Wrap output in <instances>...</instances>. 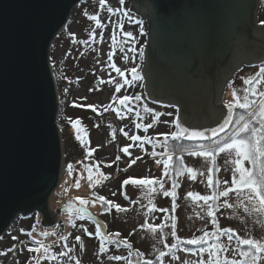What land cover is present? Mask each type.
I'll list each match as a JSON object with an SVG mask.
<instances>
[{
  "label": "water",
  "instance_id": "95a60500",
  "mask_svg": "<svg viewBox=\"0 0 264 264\" xmlns=\"http://www.w3.org/2000/svg\"><path fill=\"white\" fill-rule=\"evenodd\" d=\"M80 1L0 0V238L19 215L39 212L47 227L57 213H76L69 198L56 212L49 204L63 160L49 53ZM135 2L130 10L148 22L142 73L149 99L177 105L185 127H217L232 76L264 62L260 0Z\"/></svg>",
  "mask_w": 264,
  "mask_h": 264
},
{
  "label": "rangeland",
  "instance_id": "374dc122",
  "mask_svg": "<svg viewBox=\"0 0 264 264\" xmlns=\"http://www.w3.org/2000/svg\"><path fill=\"white\" fill-rule=\"evenodd\" d=\"M135 3V0H124L121 5L119 0H106V5L101 7L99 0H81L72 8L67 24L56 35L50 47L49 63L58 93L57 124L60 131L63 160L61 179L57 189L49 199V204L51 209L56 212L68 198L79 205L77 197L91 200L94 199L93 193L103 195L107 199L120 204L127 209L126 212L117 213L115 209L104 211L101 209L99 202L95 206L89 205L88 208L103 222L99 223L102 232H120L121 235L127 236L132 243L137 244L140 253L153 261V264H161L157 260V256L160 251H168V249L165 244L159 242V239L154 238L153 234L141 229L140 224L145 219L154 224H161L165 220L171 222V217L175 216L179 237L187 239L192 238L194 235L199 236L201 233L197 229L204 227L203 222L195 218L191 221L187 219L191 215V207L190 201L186 200L185 196L187 191L205 194L208 190L204 184L199 183V178L196 183H192L186 177L178 178L180 187L177 189V208L174 213L169 214L159 211L148 212L149 200L140 189H134L131 186L121 187L123 180L129 177L137 179L145 177L162 178L163 171V165L156 163V160L160 157L151 155L152 146L145 144L144 148L141 149L135 146L136 142L128 139V136L136 134L142 137H156L157 133L175 131L172 121L177 116L180 118L177 105H169L149 99L146 92L145 78L142 81L134 82L131 87L122 88L120 93L114 92V84L102 82L108 81L111 75L123 83V78L118 77L115 70L110 67L111 63H115L122 70L137 67L143 76L148 22L143 20L134 10H130ZM260 4L258 22L264 26V0H260ZM108 7L114 9L119 7L121 12H127L128 15L125 16L119 12L110 14L107 11ZM144 8H148L147 1L144 2ZM91 15H98L104 26L96 28L95 22L89 20ZM120 25H123V27L121 28ZM90 32H95V39L90 37ZM124 32L132 33V37L125 36ZM101 33H103V38L100 36ZM112 36H115V40L111 39ZM120 49L125 51H120ZM129 49H136V51L133 52ZM141 49L143 50L142 57L140 55ZM110 55L112 56L111 61L108 59ZM125 55L129 57L127 61L123 59ZM260 66L259 64L244 66L235 72L224 91L222 97L224 105L232 99L231 92L233 89H242L243 82L240 78L252 76ZM126 75H128L127 72ZM98 81L101 83L98 84ZM114 94L119 97L141 95L142 100L133 102L131 107L135 111H139L144 119H137L134 112L121 113L125 118L120 119L111 108L104 111V106L110 104L113 107L117 106L112 101ZM84 97L87 99H83ZM87 105L96 107V111H93V108L87 107ZM144 106L152 108L153 112L160 113L159 120L153 121L152 116L143 111ZM168 113H172V115H168ZM77 119L80 120V123L77 128H73L72 122ZM136 123H153V128L145 133L142 128H135ZM77 129L83 131L78 132ZM124 133H127L128 136H125ZM77 135L82 138L83 143L77 139ZM159 139L162 141L163 137L161 136ZM130 144L133 145L129 148L132 154L131 157L121 152L123 147ZM90 150H92L91 156H89ZM156 151L159 153L165 151V149L157 146ZM118 156L120 157L119 160H117ZM137 156L141 159L129 168L128 165L131 159H135ZM173 156L174 159L182 156L184 163L188 166L199 167L201 164L199 158L191 157L188 152L179 151L174 153ZM218 163L221 165L219 176L222 179H230V172L223 171V159L220 158ZM69 164L72 165L71 172L68 170ZM87 165L97 166L92 170L93 187H89ZM163 179L166 181V187H169L168 178ZM77 180L80 181L79 188L75 187ZM124 193H126V196ZM152 202L157 208L171 209V199L169 197L154 195ZM145 213H147V216ZM56 216V223L47 227L42 226V214L39 212L27 216H18L7 233L0 238V264H34L33 257L41 255L40 253L28 251L29 247L36 246L33 243L34 240L51 245L50 251L52 252L64 251V242L60 240L61 236L68 237L67 244L68 247L72 248L70 255L73 259L58 257L55 262L42 260V264H75L76 259H79L80 264L128 263V259L121 261L108 259L112 255L127 257L128 252L123 248L111 253H99L96 237L86 236L81 230V225H83L88 231L94 232L96 226L92 221L81 219L77 213L68 211L57 213ZM34 225L35 229H33ZM220 225L226 228L236 227L238 230L243 227L240 221L235 218L226 219L225 216L220 217ZM21 229L26 232L22 233ZM207 230L212 231V226L208 225ZM169 231V228L164 229L165 233ZM42 232H48L49 235L42 236ZM28 233H31V236ZM52 233H55V235H52ZM258 234L259 229L257 228L253 235L258 236ZM77 235L81 236L84 242L83 251L80 250L78 243L75 241ZM13 236L18 239L13 240ZM165 243H175V240L167 236L165 237ZM12 246L15 248V253L10 252L9 255L5 256L2 252H6ZM189 247L194 248L193 246ZM185 248V246H182L181 249L172 250L173 254L161 258L162 264H181L185 260L195 262L199 259L194 254L196 249L190 253L185 251ZM228 255L231 256V253L229 252ZM177 256L180 257L179 260L175 258ZM204 259H207V257L204 256Z\"/></svg>",
  "mask_w": 264,
  "mask_h": 264
},
{
  "label": "snow or ice",
  "instance_id": "6c2138e0",
  "mask_svg": "<svg viewBox=\"0 0 264 264\" xmlns=\"http://www.w3.org/2000/svg\"><path fill=\"white\" fill-rule=\"evenodd\" d=\"M122 5L124 0H119ZM101 7L106 5V0H99ZM108 13H121L127 16V12H121L119 7L107 8ZM87 15V13H85ZM129 19H131L129 17ZM89 20L94 21L96 28H101V19L98 15L89 16ZM139 23V21H137ZM122 28L123 25H120ZM142 31V30H141ZM90 37L95 39V32L89 33ZM127 37H132V33L124 32ZM103 38V33L100 34ZM111 39L115 40V36ZM134 40V38H132ZM86 42V41H85ZM135 52L136 49H129ZM120 51H125L120 49ZM141 57L143 50H140ZM111 61L112 56L108 57ZM126 61L128 56H124ZM110 67L115 70L118 77L123 78V83L119 82L116 77L110 78L103 83L114 84V92L120 93L122 88L133 86L134 82L142 81L144 77L140 74L137 67L122 70L117 67L115 63H111ZM126 72L128 75H126ZM130 76V78H129ZM243 87L240 90L233 89L231 92L232 99L225 104L227 112L222 119V122L217 127L205 130L190 129L180 123L179 116H177L172 124L175 131L169 133H157L156 137L140 136L133 134L128 136L135 143V146L143 149L145 144L152 146L153 157H160L156 160L158 165H163L162 178L145 177L132 178L129 177L123 180L121 187L131 186L134 189H140L143 195L148 198L149 206L148 212H163L174 213L177 208V189L180 187V177H186L192 183H196L199 178V183L204 184L208 190L205 194L196 191H187L185 199L190 201L191 215L187 217L188 220L202 221L204 227L197 229L201 233L199 236H192V238L182 239L177 235L176 217H171V222L163 221L161 224L150 223L145 219L140 228L146 232L153 234L154 238L159 239V242L165 244L168 251H160L157 260L162 264L161 258L173 254L172 250L181 249L182 246H193L196 251L195 255L199 257L195 262L187 260L182 261L181 264H264V65H261L252 76L241 77ZM231 87V85H230ZM83 99H87L84 97ZM142 100L141 95H124L123 97H112L113 103L117 106L113 107L111 104L104 106V111L110 108L116 113L120 119L125 116L121 113L134 112L139 120H143L139 111H135L131 104ZM92 107L96 111V107ZM143 111L152 116L153 121H158L160 113L153 112V109L147 106L143 107ZM172 115V113H168ZM80 120L72 122L73 128H77ZM135 128L143 129L146 133L153 128V123H136ZM78 132L83 131L77 129ZM123 131V129H121ZM223 134V135H221ZM163 137V142L159 137ZM77 139L82 138L77 135ZM169 139L172 141L188 140L198 141L201 143L186 147L184 145H177L181 152L187 151L191 157L199 158L201 164L199 167L188 166L184 163L183 157L179 156L174 159L173 154L169 149ZM207 141V143H203ZM133 145H127L121 149V152L131 157L129 148ZM157 146L165 149L163 152H157ZM92 150L89 151L91 156ZM223 159V171L230 172V179L221 178V165L218 160ZM120 157H117L119 160ZM141 157L137 156L131 159L128 167L130 168ZM110 166V165H109ZM96 165H87L89 187L94 186L92 170ZM69 172L72 171V165H68ZM163 178H168L167 183L170 185L166 187V181ZM75 187H80V181L75 182ZM115 195V193H113ZM126 196V193H124ZM154 195H162L171 199V209L157 208L152 202ZM94 199H85L77 197L79 205L75 208L77 215L83 219L88 214V206H95L97 202L104 211H111L113 208L117 213L126 212L127 209L120 204L115 203L104 197L103 195H96L93 193ZM68 207H72L69 205ZM231 210V211H225ZM147 216V213H145ZM225 216L226 219H233L240 221L243 225L239 230L236 227H222L220 225V217ZM89 219L91 216L89 215ZM212 226V231L207 230V226ZM251 225V227H249ZM75 226V225H74ZM169 228L170 231L165 233L164 229ZM259 229L258 236H254L253 232ZM35 229V225L33 226ZM81 230L86 236H95L99 241V253L103 254L108 251L109 247L120 248L121 246L129 249L128 255H132V244L128 242L127 238L121 239L120 232L105 233L101 231V226L97 224L94 232L88 231L87 228L81 225ZM23 232L24 230L21 229ZM31 236V233H28ZM42 236H48V232H42ZM55 235V233H52ZM170 236L175 240V243H165V237ZM17 240L16 236L12 237ZM60 240L64 242V251L55 253L50 251L51 245H46L38 240H34L35 247H29L28 251L32 253H40L33 257L34 264H42L43 261H57L58 257H68L72 260L70 255L72 248L68 247L67 236H61ZM75 241L78 243L81 251L84 250V242L81 236H75ZM226 241V242H225ZM12 249H9L11 251ZM187 252H193V248H185ZM231 253V256L228 253ZM137 256L142 257L143 254L137 251ZM204 256L207 259H204ZM180 259V257H175ZM109 260L121 261L126 257L121 255H112L108 257ZM75 264H80L79 259H76ZM128 264H132L129 260ZM143 264H153L151 260H144Z\"/></svg>",
  "mask_w": 264,
  "mask_h": 264
},
{
  "label": "trees",
  "instance_id": "16d2710c",
  "mask_svg": "<svg viewBox=\"0 0 264 264\" xmlns=\"http://www.w3.org/2000/svg\"><path fill=\"white\" fill-rule=\"evenodd\" d=\"M259 65H264V62H262L261 64H259ZM222 135V134H221ZM161 142H163V139H162V141ZM198 143H201V142H198V141H188V140H179V141H172L171 139H169V149L170 150H172L171 151V154H174V153H178L180 150H179V148L177 147V145H184V146H186V147H190V146H192V145H195V144H198ZM203 143H207V141H203ZM161 152V151H160ZM184 153H187V151H184ZM114 209V208H113ZM112 209V210H113ZM84 219H87V220H90V221H92L91 219H89V218H87V217H84ZM96 226H97V224H95ZM109 228V227H108ZM109 230V229H108ZM26 231H23L22 233H25ZM123 238H127V240L129 239L127 236H124L123 234L121 235V239H123ZM96 240V244H97V246L99 247V243H100V241L96 238L95 239ZM128 242L129 243H131L132 244V249H131V251H132V255L131 256H129L128 254V256L126 257V259H128V261L129 260H131L132 261V264H143V261L144 260H149L148 259V257H145L144 255L142 256V257H138L137 256V251L140 253V251H139V248H138V245L137 244H135V243H132L130 240H128ZM15 245V244H14ZM13 245V246H14ZM13 246L11 247V249L13 250ZM185 247H189V246H185ZM124 249V250H127V252L129 253V249H127V248H125V247H123V246H121L120 248H114V247H109L108 248V251L107 252H105V253H111V252H113V251H117V250H120V249ZM190 248V247H189ZM11 250V251H12ZM193 250H195V248H193ZM11 251H9V248L6 250V252H2L5 256H7V255H9V252H11ZM128 264V263H127ZM156 264V263H155Z\"/></svg>",
  "mask_w": 264,
  "mask_h": 264
}]
</instances>
